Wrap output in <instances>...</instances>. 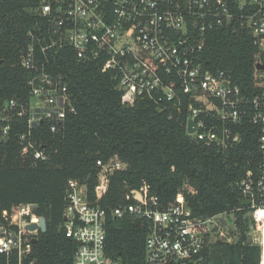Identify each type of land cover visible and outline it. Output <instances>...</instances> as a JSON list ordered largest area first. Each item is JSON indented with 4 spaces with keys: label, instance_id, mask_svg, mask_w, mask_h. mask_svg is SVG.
<instances>
[{
    "label": "built area",
    "instance_id": "1",
    "mask_svg": "<svg viewBox=\"0 0 264 264\" xmlns=\"http://www.w3.org/2000/svg\"><path fill=\"white\" fill-rule=\"evenodd\" d=\"M35 12L44 21L28 32L19 62L31 72L28 96L0 101V159L16 147L21 158L35 162H48L57 152L52 141L77 110L66 76L50 70L49 55L69 47L80 59L102 62L125 102L147 97L168 102L177 113L185 108L186 130L194 122V132L187 133L207 146L229 149L240 142L245 123L259 128V162L237 183L243 201L232 210L196 213L187 197L195 191L187 185L168 203L146 182L126 194L113 214L147 222L145 264H209L211 242H237L236 232L240 240L237 212L249 221L248 241L252 237L260 247L264 264V0H39ZM238 25L258 49V91L243 90L227 71L200 62L209 31ZM97 165L93 192L85 181L67 183L63 229L76 242L73 264H120L105 250L107 211L100 201L111 176L127 163L113 157ZM37 208L21 203L0 211V264H36L34 239L44 217Z\"/></svg>",
    "mask_w": 264,
    "mask_h": 264
},
{
    "label": "trees",
    "instance_id": "2",
    "mask_svg": "<svg viewBox=\"0 0 264 264\" xmlns=\"http://www.w3.org/2000/svg\"><path fill=\"white\" fill-rule=\"evenodd\" d=\"M38 5L39 0H0V101L28 96L31 72L19 62L30 43L28 32L44 21L35 12ZM257 52L247 29L221 27L206 35L200 62L227 71L243 90L258 91ZM49 58L50 70L66 76L77 111L52 141L57 152L50 161L23 159L17 147L0 159V211L35 203L47 221V231L34 245L36 264H73L76 242L63 229L67 183L73 178L85 181L93 192L99 160L118 157L127 163L126 169L111 176L100 201L107 211L105 250L120 264H145L147 222L132 213L113 214L127 202L126 194L143 182L164 203L187 185L195 191L187 197L198 214L211 216L242 203L237 183L260 158L257 126L248 122L241 126L240 142L229 149L207 146L187 133L185 108L177 113L168 102L158 104L147 97L125 102L102 62L80 59L69 47ZM235 217L240 240L211 242L209 264H260V247L248 241L249 221L239 212Z\"/></svg>",
    "mask_w": 264,
    "mask_h": 264
},
{
    "label": "water",
    "instance_id": "3",
    "mask_svg": "<svg viewBox=\"0 0 264 264\" xmlns=\"http://www.w3.org/2000/svg\"><path fill=\"white\" fill-rule=\"evenodd\" d=\"M258 68H260V66H258ZM187 131L189 132V133H192V132H194V122L190 119L189 121H188V126H187ZM37 224H31L30 226H29V228L30 229H35V228H37ZM39 227L41 228V231L42 232H46L47 231V223H46V219L43 217V218H41V220H40V224H39ZM236 241H239V235H238V233L236 232ZM34 242L36 243L37 242V239H34ZM249 243L250 244H253V240H252V237H250V239H249Z\"/></svg>",
    "mask_w": 264,
    "mask_h": 264
}]
</instances>
